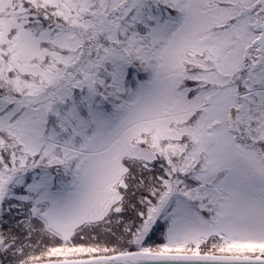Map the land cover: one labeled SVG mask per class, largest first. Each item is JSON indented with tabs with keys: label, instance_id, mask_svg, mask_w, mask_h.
<instances>
[{
	"label": "snow or ice",
	"instance_id": "6c2138e0",
	"mask_svg": "<svg viewBox=\"0 0 264 264\" xmlns=\"http://www.w3.org/2000/svg\"><path fill=\"white\" fill-rule=\"evenodd\" d=\"M0 264H264V0H0Z\"/></svg>",
	"mask_w": 264,
	"mask_h": 264
}]
</instances>
